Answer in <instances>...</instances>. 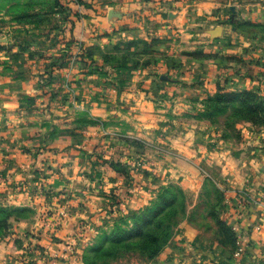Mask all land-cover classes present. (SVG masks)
Masks as SVG:
<instances>
[{
	"label": "rangeland",
	"instance_id": "obj_1",
	"mask_svg": "<svg viewBox=\"0 0 264 264\" xmlns=\"http://www.w3.org/2000/svg\"><path fill=\"white\" fill-rule=\"evenodd\" d=\"M174 2L185 7L184 23L155 24L148 38L117 32L104 48L72 37L73 13L63 0H0V136L31 162L24 169L31 195L22 200L30 206L0 197L8 209L0 218L10 215L0 228V264H40L42 238H61V217L73 214L81 219L55 257L61 264H165L167 245L152 256L103 249L142 223L127 215L129 188H109L106 176L117 173L124 185L143 176L138 182L155 186L165 158L178 150L237 149L264 133V0H220L216 15L199 11L207 0ZM71 165L84 178L83 194L65 182ZM179 190L164 184L145 214L161 196L182 204ZM200 198L195 221L234 252L220 224L223 192L207 178ZM181 204L167 223L171 234L187 215Z\"/></svg>",
	"mask_w": 264,
	"mask_h": 264
},
{
	"label": "crops",
	"instance_id": "obj_2",
	"mask_svg": "<svg viewBox=\"0 0 264 264\" xmlns=\"http://www.w3.org/2000/svg\"><path fill=\"white\" fill-rule=\"evenodd\" d=\"M152 1L63 0L73 13L72 37L84 47L98 45L104 48L109 46L108 43L117 32L118 35H127L130 38H148V35L153 34L152 28L155 24L162 26L165 22L179 26L184 23L185 7H180L179 2L159 0V4L155 5ZM218 1L220 0H207V3L200 5L199 11L201 14L208 12L216 15L220 11L217 7L221 6L219 3L216 5ZM263 134L253 135L247 145L237 149L220 145L206 154L178 150L174 153L175 158H165V172L158 175L155 186L148 179L144 184L138 182L144 178L136 175L133 183L125 182V185L124 179L117 173L106 176L105 180H108L109 188L121 193L127 191L122 189L123 186L129 188L127 192L130 199L125 204L126 212L129 210L128 216L152 204L164 184H177L184 191L187 215L165 247V264H264ZM9 139L0 136V197L4 199L1 201L30 206V203H23L22 200L31 195L30 187L25 185L24 170L26 163L31 162H27V156L19 150V144ZM63 171H66L65 182L69 183V187L73 190L77 183V189L83 194L86 183L83 177H78V168L71 165ZM207 178L224 194L225 204L221 215L235 233L237 249L234 252L227 251L216 237L205 231L194 219ZM137 183L144 185L143 191L134 190ZM150 189H156L154 196L149 192ZM87 202L79 210L82 217L91 207L90 202ZM80 219L79 214L65 215L61 217L62 224L55 233L61 238H42L47 256L43 257L40 264H61V260L55 257L60 255L61 258L64 255L62 249L69 240H73L66 236L76 232ZM87 241V238H79L80 243ZM6 245L8 246L7 243ZM6 254L7 248L4 246L3 257Z\"/></svg>",
	"mask_w": 264,
	"mask_h": 264
},
{
	"label": "trees",
	"instance_id": "obj_3",
	"mask_svg": "<svg viewBox=\"0 0 264 264\" xmlns=\"http://www.w3.org/2000/svg\"><path fill=\"white\" fill-rule=\"evenodd\" d=\"M166 189L167 188H165V190ZM179 193L182 196V204L181 201L177 200L178 197L164 198V196H161L159 199H161L162 202L157 203L158 209L153 213L151 212L152 214H145L150 208H145L140 212L133 214V217H136L135 219L138 220L139 218L142 221V223L138 225L134 233L127 237H115L114 239L108 241L106 243L108 245L105 244V246H103V249L106 246L107 248L114 247L118 249L126 247L137 250L141 253H146L151 256L161 251L173 236V233H170L169 225H167V223L174 215H176V213H178L179 210H177V208L178 206L180 207V204L187 214V201L185 193L182 189L179 190ZM7 211V208L0 207V215L5 214V212ZM3 217L4 218H0V228L5 229L7 226V222L10 219V215L6 213V215H4ZM220 224L224 227L227 234H231V241L233 243V246L236 247L237 239L232 228L229 227L225 223V221H221ZM103 249H99L98 252H102Z\"/></svg>",
	"mask_w": 264,
	"mask_h": 264
}]
</instances>
